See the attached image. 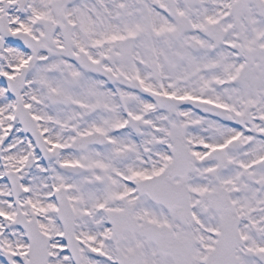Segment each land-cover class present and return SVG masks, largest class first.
Masks as SVG:
<instances>
[{
    "label": "snow or ice",
    "instance_id": "snow-or-ice-1",
    "mask_svg": "<svg viewBox=\"0 0 264 264\" xmlns=\"http://www.w3.org/2000/svg\"><path fill=\"white\" fill-rule=\"evenodd\" d=\"M0 264H264V0H0Z\"/></svg>",
    "mask_w": 264,
    "mask_h": 264
}]
</instances>
